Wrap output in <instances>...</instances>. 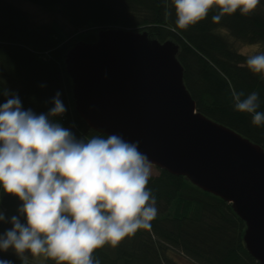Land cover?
<instances>
[{"label":"trees","instance_id":"16d2710c","mask_svg":"<svg viewBox=\"0 0 264 264\" xmlns=\"http://www.w3.org/2000/svg\"><path fill=\"white\" fill-rule=\"evenodd\" d=\"M28 1L55 9L75 30L56 22L37 26L19 6L0 0V104L10 98L3 95L9 91L19 96L24 110L47 113L54 106L52 98L60 92L67 111L54 117L55 121L70 128L77 138L106 137L76 112L65 55L79 42L74 39L76 34L92 43L98 31L106 27L146 30L152 38L172 39L180 46L177 57L196 109L264 148V126L253 125L250 114L234 111L231 96L233 89L245 94L259 92L258 111L264 112V79L248 69L249 56L232 43V38L249 44L264 43V0L252 14L244 16L237 10L219 23L212 22V16L218 14L213 7L204 20L187 30L176 27L172 0ZM148 188L158 208L150 228L139 229L115 248L106 244L96 249L94 260L100 264H260L246 249V224L231 203L204 192L186 176L164 169L151 176ZM21 204L18 197L0 188V212L6 217L0 221L1 233L12 227L10 219L14 215L26 223L18 212ZM0 259L22 264L9 251L0 250ZM26 264L35 263L26 260ZM42 264L56 262L46 258Z\"/></svg>","mask_w":264,"mask_h":264},{"label":"clouds","instance_id":"9594fccd","mask_svg":"<svg viewBox=\"0 0 264 264\" xmlns=\"http://www.w3.org/2000/svg\"><path fill=\"white\" fill-rule=\"evenodd\" d=\"M176 27L187 30L212 16L219 23L225 15L239 10L252 14L260 0H172ZM173 31L176 29L173 28ZM246 65L264 79V53L251 55ZM43 87V85H42ZM0 104V188L22 201L18 208L26 218L14 215L12 227L0 234V250L14 249L22 264L27 256L43 255L56 264H100L96 249L148 229L158 213L150 188L152 165L139 150V141L130 142L120 134L90 139L77 138L70 128L53 118L67 109L60 92L52 98L47 113L24 110L19 96ZM234 111L251 115V123L264 126L260 94L232 90ZM0 212V221H5ZM0 264H13L0 259Z\"/></svg>","mask_w":264,"mask_h":264},{"label":"water","instance_id":"95a60500","mask_svg":"<svg viewBox=\"0 0 264 264\" xmlns=\"http://www.w3.org/2000/svg\"><path fill=\"white\" fill-rule=\"evenodd\" d=\"M65 55L76 112L101 134H120L151 164L186 176L232 204L249 255L264 264V148L196 109L178 43L106 27Z\"/></svg>","mask_w":264,"mask_h":264},{"label":"rangeland","instance_id":"374dc122","mask_svg":"<svg viewBox=\"0 0 264 264\" xmlns=\"http://www.w3.org/2000/svg\"><path fill=\"white\" fill-rule=\"evenodd\" d=\"M10 2H12L13 4L19 6L23 11L26 12V14L29 17V20L32 21L33 24L35 25H44V24H49L52 22H56L58 25H62L65 27V29H69V30H75L73 28V26H70L68 21L66 19H64L59 12H57L55 9H45L43 7H41L40 5H35L31 2H29L28 0H8ZM96 30H98L96 28ZM221 33H224L225 35H227L228 33H226L224 31V29H220ZM81 35L80 34H76V40L81 41ZM232 43H234L236 50H238L241 54H246L248 56L251 55H255V54H261L264 50V43H244V42H239L238 40L232 38ZM152 165V175H158L159 173V167L155 166L154 164ZM0 234H2L0 232ZM7 251L11 252L12 254H14L15 256H17V254L15 253L14 249L9 248ZM25 255L27 256V260L35 263V264H42L45 262L46 258L43 255L40 256H32L30 253H25ZM175 258V257H174ZM181 260V259H180ZM185 263V261H184Z\"/></svg>","mask_w":264,"mask_h":264}]
</instances>
